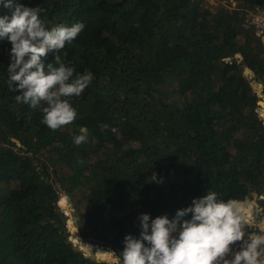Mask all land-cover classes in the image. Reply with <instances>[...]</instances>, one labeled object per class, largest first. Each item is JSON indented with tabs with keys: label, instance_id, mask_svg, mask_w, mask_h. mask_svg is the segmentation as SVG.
<instances>
[{
	"label": "trees",
	"instance_id": "trees-1",
	"mask_svg": "<svg viewBox=\"0 0 264 264\" xmlns=\"http://www.w3.org/2000/svg\"><path fill=\"white\" fill-rule=\"evenodd\" d=\"M20 2L40 9L49 30L85 25L57 54L94 79L71 98L77 119L53 131L40 109L17 103L11 44L0 39V264H122L141 214L171 219L208 191L224 200L264 192L260 96L244 72L264 84L261 39L244 24L246 8L264 0ZM11 14L0 6V16ZM55 55L44 62L58 66ZM80 127L89 142L77 146ZM61 192L81 238L116 254L89 255L71 240Z\"/></svg>",
	"mask_w": 264,
	"mask_h": 264
},
{
	"label": "clouds",
	"instance_id": "clouds-1",
	"mask_svg": "<svg viewBox=\"0 0 264 264\" xmlns=\"http://www.w3.org/2000/svg\"><path fill=\"white\" fill-rule=\"evenodd\" d=\"M0 6L12 10L10 17L0 16V39L11 44L7 83L20 93L17 103L40 109L41 122L53 131L72 124L77 110L71 98L81 96L94 77L91 72L77 73L57 53L71 44L85 25L59 24L49 30L38 8L20 0H0ZM50 52L56 53L58 66L44 62ZM100 127L103 131L108 125ZM79 133L73 137L74 143H88V128L80 127ZM235 200L243 201L219 199L216 192L208 191L177 210L171 219L141 214L139 237H125L122 264H264V229L262 234L246 235L248 219ZM236 244L239 249L233 251Z\"/></svg>",
	"mask_w": 264,
	"mask_h": 264
},
{
	"label": "rangeland",
	"instance_id": "rangeland-1",
	"mask_svg": "<svg viewBox=\"0 0 264 264\" xmlns=\"http://www.w3.org/2000/svg\"><path fill=\"white\" fill-rule=\"evenodd\" d=\"M203 1H204L205 4H209V5H216V4L220 3V2L227 3V4H230V5H236L237 2L240 1V0H203ZM241 58H242V56H241ZM244 72L247 75L248 79L251 81V83L255 84L254 87L257 89V92H258V94L260 96V99H259L258 105H257V110L260 112L261 115H263V120H264V111L262 110V109H264V84L255 79L254 72L248 66H245ZM14 140L16 141V139H14ZM263 194H264V192L262 194H260V195L259 194L256 195L254 193L253 197H247V198L243 199V201H245L247 199L248 201H250V203H252L253 207L256 208L255 211H256L257 214H262V215H259L260 216V220H259L260 222L264 219V195ZM67 195L68 194H66L65 192H61V197H60L61 201H59L60 205L65 202V199H66ZM68 206H69V208L66 209L68 211L66 213L67 214V219L65 221H67V225L68 226H70V224H72V225L75 224L76 225V221L73 220V215H75V210L72 207V202ZM64 210H63V212H64ZM76 237H77V239H75ZM70 238L75 244H77L80 248L85 250V252L87 254H89V255H93V256L101 258V256L99 254H97V248H101L103 250L110 251L112 254H116L115 251L113 249H111V248H108V247H105L102 244L93 243V242H91L89 240H85V239L81 238V236L79 234V229H76V231L71 234ZM102 259L111 261L110 258H107V257H102Z\"/></svg>",
	"mask_w": 264,
	"mask_h": 264
},
{
	"label": "built area",
	"instance_id": "built-area-1",
	"mask_svg": "<svg viewBox=\"0 0 264 264\" xmlns=\"http://www.w3.org/2000/svg\"><path fill=\"white\" fill-rule=\"evenodd\" d=\"M244 24L247 27H252L255 31L256 36L263 37L264 36V4L257 3L254 6L246 8ZM255 210H256L255 207L251 210V213L242 210V212L247 216L248 219V224L245 227L246 235L247 233H251V232L262 234L261 229H264V222L263 224H261V222L259 221L260 220L259 215L262 214H257ZM238 249H239V244L233 246V251Z\"/></svg>",
	"mask_w": 264,
	"mask_h": 264
},
{
	"label": "water",
	"instance_id": "water-1",
	"mask_svg": "<svg viewBox=\"0 0 264 264\" xmlns=\"http://www.w3.org/2000/svg\"><path fill=\"white\" fill-rule=\"evenodd\" d=\"M264 195V194H263ZM67 201H68V204L66 205V206H64L63 204H61V206H62V208L63 209H67V206L71 203V196L70 195H67ZM245 201H248L247 199L245 200ZM64 213H67V210L66 211H64ZM63 218H64V220H66L65 218V216H63ZM73 220L74 221H76L77 220V215L75 214V215H73ZM69 229H70V231L72 232V233H74L75 231H76V229H78V227L75 225V224H73V225H71V226H69Z\"/></svg>",
	"mask_w": 264,
	"mask_h": 264
},
{
	"label": "crops",
	"instance_id": "crops-1",
	"mask_svg": "<svg viewBox=\"0 0 264 264\" xmlns=\"http://www.w3.org/2000/svg\"><path fill=\"white\" fill-rule=\"evenodd\" d=\"M261 39V45L263 47V57H264V36L263 37H260ZM252 70V69H251ZM264 222V219L261 221V224Z\"/></svg>",
	"mask_w": 264,
	"mask_h": 264
},
{
	"label": "bare ground",
	"instance_id": "bare-ground-1",
	"mask_svg": "<svg viewBox=\"0 0 264 264\" xmlns=\"http://www.w3.org/2000/svg\"><path fill=\"white\" fill-rule=\"evenodd\" d=\"M263 104V103H262ZM243 203H245V202H243ZM243 206V205H242Z\"/></svg>",
	"mask_w": 264,
	"mask_h": 264
}]
</instances>
